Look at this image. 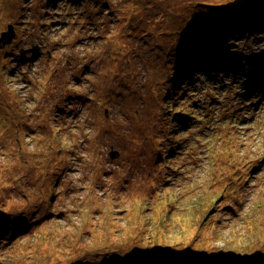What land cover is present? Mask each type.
Returning <instances> with one entry per match:
<instances>
[{
	"label": "rangeland",
	"instance_id": "rangeland-1",
	"mask_svg": "<svg viewBox=\"0 0 264 264\" xmlns=\"http://www.w3.org/2000/svg\"><path fill=\"white\" fill-rule=\"evenodd\" d=\"M262 18L264 0H0V264L264 262V98L230 66L264 53V31L235 27ZM195 54L220 79H190L208 93L187 127L195 92L173 79Z\"/></svg>",
	"mask_w": 264,
	"mask_h": 264
},
{
	"label": "trees",
	"instance_id": "trees-1",
	"mask_svg": "<svg viewBox=\"0 0 264 264\" xmlns=\"http://www.w3.org/2000/svg\"><path fill=\"white\" fill-rule=\"evenodd\" d=\"M56 1H60V0H56ZM70 2H75L76 0H66V2L69 3ZM90 2L94 1L95 3V0H88ZM157 1H163V0H157ZM205 4V3H204ZM62 5H64V3H62ZM66 4L63 6L65 7ZM206 7L208 8H211L210 5H207ZM204 18V17H203ZM204 20V19H203ZM202 19H199L198 21L196 20H192L190 23H192V29L194 30L193 32H190L191 34L187 37H185L183 40L185 43L191 45V46H197L199 43L202 42V38L205 36V35H208L207 33L209 32L210 30V26L206 23L207 20L203 21ZM207 24V26L205 27L207 31L203 30L201 26ZM240 24L241 26L239 25H235V27L237 28H247L249 26V28L252 30L255 29V31H253L251 34H254V33H257L259 30H261L262 32L264 31V18H262V21L261 22H258V23H255L256 25H250V24H245V23H238ZM184 32V29H180L179 33H183ZM233 32V29H232V26H231V30L229 29L228 31V34ZM171 37H168V38H165V41H163V44L165 45L169 39ZM214 42H217L216 45H215V48H219L221 50L223 49H226V50H230V48H234V47H250L252 46V44H247V43H242V42H238V41H231V43L229 44V46H226L225 43L223 42H218V41H214ZM39 46V45H38ZM156 46H158V44H153L150 48H155ZM203 49H210L206 43L203 44ZM3 49V48H1ZM220 50V51H221ZM218 51V52H220ZM216 53V52H215ZM246 55L244 54H241V53H236V52H232V55L235 56V58H237V61L235 58H233L232 62H231V65L233 67L232 69V72L234 73V77H242L243 75H239V72L241 71H246L244 70L243 68L241 67H236V63L240 60H242V63L245 65V66H248L251 67V68H254V70L252 69V72L250 74H254L253 76H249V75H245L243 77L246 78V80L248 81V83H243V85H245V94L243 95L244 96V99H248L251 101V96L253 93H256V94H259L261 97L264 98V53L261 52L260 54H258L257 52L255 51H246L245 52ZM19 55H22V57L24 56L23 52L19 51ZM196 55V54H195ZM20 57V56H18ZM197 61L196 63L190 65V66H187V67H184V70L186 71V74H180L179 76L176 75L173 79V84H174V87L173 89H177L178 88V92L182 91V89H184L185 91H190L191 88L194 89V86L196 83L194 82V76H199L197 75L198 71L200 70H203L205 72H208L209 70H213L214 69V65L213 64H210L206 58L207 56H203V58H198L199 56H197ZM16 58V57H15ZM218 59V58H217ZM215 60H216V57H215ZM210 61V60H209ZM213 61V58L212 60ZM261 63V64H259ZM258 64V66L256 65ZM207 66H209L208 68H206ZM227 67V65H224ZM222 66L220 67L221 69H225V67ZM145 70V69H144ZM231 70V68H230ZM214 71V70H213ZM237 72V73H235ZM207 77H214V78H210L209 80H216L218 79V76H214V74H212V72H208L207 74ZM190 79L194 80V81H190ZM245 80V81H246ZM186 88V89H185ZM75 92V91H74ZM193 92L190 93V95L192 94ZM65 101H68V102H71V105H73V103L75 104L76 102H80V101H83V102H86V98L82 95V94H77V93H71L69 94L68 96H66V98H64ZM61 100H62V97H60L58 99V102L56 103L55 107L56 109H58V105L61 104ZM196 100H194L192 103H187L183 106H187V107H197V109H191L190 112L192 113H198V114H191V113H181V111L179 110L177 112V115H176V119H178V121L180 119H182L183 116H186L187 117V120L186 118H184L182 121H183V125H186L188 127V125L191 123H189V120L188 119H194V120H199L200 121V117H198L199 115V112L201 111V106H198L196 104ZM252 104H254L252 101L250 102ZM248 106V104H246ZM264 106V105H263ZM204 111H206L207 109H209L210 107L212 106H209L208 104H206V106L204 105ZM229 108H233V106L229 107ZM181 115V116H180ZM180 116V117H179ZM14 117L11 115L9 119H13ZM238 124L244 126V123H242L243 120L241 119H237L236 120ZM181 123V122H180ZM186 127V128H187ZM238 128V127H237ZM252 129V128H251ZM60 130V128H59ZM59 131H57L58 133ZM144 133V132H143ZM132 255L134 252H131ZM144 254H149V253H144ZM129 255H131L129 253ZM150 255V254H149ZM151 257L155 258V259H158L159 256L156 255H150ZM122 258L119 257L118 258V261ZM160 259H165V258H160Z\"/></svg>",
	"mask_w": 264,
	"mask_h": 264
},
{
	"label": "water",
	"instance_id": "water-1",
	"mask_svg": "<svg viewBox=\"0 0 264 264\" xmlns=\"http://www.w3.org/2000/svg\"><path fill=\"white\" fill-rule=\"evenodd\" d=\"M8 29H9L8 32H3L1 34V37H0V48H3L5 46H7L8 44H10L12 39L14 38V30H13V28L9 27ZM23 53H25V52H23ZM129 260H133V261H136V262H144V264H162L161 262L163 261V259H160V258L155 259V258H153L151 256H147L146 258H143V256H140V255H137L135 257H131V256L126 255L124 258L122 257L120 259V261H126V262H128ZM143 260H145L147 263L145 261H143ZM170 263H171V261L168 260L167 264H170ZM206 264H209V263H206ZM218 264H264V262L260 261L256 257H252V258H246V259L244 258L243 260H239V261L234 262V263H232L230 261H223V262L218 263Z\"/></svg>",
	"mask_w": 264,
	"mask_h": 264
},
{
	"label": "bare ground",
	"instance_id": "bare-ground-1",
	"mask_svg": "<svg viewBox=\"0 0 264 264\" xmlns=\"http://www.w3.org/2000/svg\"><path fill=\"white\" fill-rule=\"evenodd\" d=\"M206 68H208V67H206ZM208 72H212L213 73L214 71L213 70H211V71L209 70ZM235 78H237V77H235ZM219 79H216V80H208V81H218ZM189 83H190V81H189ZM193 86H194V89L191 88L190 91L191 92H195L194 95H193V97L196 99V101H201V99H204L202 97V91H203V93H208V88L206 86H199V85H196V84L193 85ZM197 90H199V91H197ZM193 109L196 110L197 107H194Z\"/></svg>",
	"mask_w": 264,
	"mask_h": 264
}]
</instances>
